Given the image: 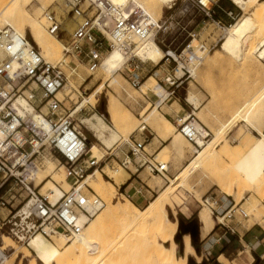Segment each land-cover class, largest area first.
<instances>
[{
	"label": "built area",
	"instance_id": "1",
	"mask_svg": "<svg viewBox=\"0 0 264 264\" xmlns=\"http://www.w3.org/2000/svg\"><path fill=\"white\" fill-rule=\"evenodd\" d=\"M178 1L167 10L172 12L176 8L184 14L185 8L189 7L203 20L217 18L219 25L223 22L218 18L216 8L234 22L242 16L238 10L221 8V0H181L177 6ZM59 8L60 13L48 11L45 14L48 32L59 36L65 17L73 19L77 28L65 46L66 58L56 64L45 60L39 47L27 35L14 29L0 30V208L11 204L5 196L12 189L1 193L12 182L23 191L20 205L14 212L9 210L7 216L0 215V264H4L10 255L11 247L4 240L6 236L24 246H29L37 235L50 241L62 236L69 241L82 231L81 214L92 217L86 209L90 198L84 190L88 187L81 184L100 169V162H95L92 141L78 124H74L72 110H67L64 99L58 96L70 83L71 74L78 69L68 62V58L76 57L78 63L93 74L101 67L104 56L118 49L127 56L122 71L133 88L140 89L148 78L153 77L170 91L167 101H180L178 92L186 83L189 85L195 80L206 53L217 46L210 48L202 41L193 45L194 35L181 50L165 43L166 39H160V35L179 25L174 13L155 23L140 7L115 0H62ZM150 38L162 52L157 63L144 61L138 55ZM20 98L27 102L29 109L20 104ZM199 125L195 116L179 125L183 136L196 148H200L199 140L207 143L211 138L210 132H199ZM149 142L148 138L143 141L130 138L125 141L129 146L128 153L120 158L117 151L108 157L115 155L112 161L126 169L133 164L138 170L148 168L151 173L166 178L168 169L147 151ZM46 157H57L72 185L70 192L56 204L51 203L48 195L41 194V184L37 185L38 173ZM14 199L16 194H10V200ZM217 203L205 200L213 215ZM99 204L95 198L92 205L97 207ZM232 211L226 212L224 217L231 219Z\"/></svg>",
	"mask_w": 264,
	"mask_h": 264
},
{
	"label": "rangeland",
	"instance_id": "2",
	"mask_svg": "<svg viewBox=\"0 0 264 264\" xmlns=\"http://www.w3.org/2000/svg\"><path fill=\"white\" fill-rule=\"evenodd\" d=\"M2 1L3 0H0V3H2ZM24 1L26 2V0ZM24 1H16L12 7L14 8L15 4L20 6L21 3V6L25 7L23 8V11L26 13L29 12L30 14H35L38 11L37 9L39 6H44L48 11H56L60 13L58 5L62 4V0H28L26 3ZM233 1L235 2V0H221L220 7L224 9L229 8L238 10V12L242 13V16L240 17L241 19L244 16L243 9L242 11L241 9H237ZM252 1L259 3L264 0ZM180 4L181 0L177 2V6ZM17 6L15 7L17 8ZM168 8V6L164 7V12L160 16L161 18L158 17V19L160 18L159 20H163L167 15L174 13V18L177 22H179V25L175 29L169 30L168 32H164L160 35V39H166L165 43L171 45L172 48L181 50L193 39L191 35H194V40L198 39L197 41L205 42L210 48H213L217 45L211 51L212 54L206 58L202 66L199 68L198 72L196 73L197 78L195 81L189 85L186 83L184 88L178 92V96L181 97V103L175 102V99L170 101L166 100L164 105H161L163 107L159 109L160 106L157 105L156 98L151 95H145L142 88H140V90L133 88L122 70L120 73L115 75V78L118 80V84L110 85L112 77L104 72L101 67L92 74L85 66L78 63L76 57L68 58V62L74 63L78 69L76 73L70 77V81L72 82H70L66 89H64L59 94V97L64 99L65 108L70 111L72 110V115V113L78 108L79 103L84 98L89 97L99 87H103L101 94L97 96V102L95 106L88 104L83 108V111L81 110L82 112L80 111L74 116V124L76 125H79V121L83 118H89L94 113L100 114L99 108L102 105V102L105 100L108 103V99L111 96H114L119 101L122 107V117L123 119H126V123L120 128H117L121 141L116 145V147L113 148V150L107 151V149H102L103 146L97 141L94 135L87 132L85 128H81L82 132L88 136L92 143L98 145L101 149L102 152H98L96 158L101 160L103 156H105V158H103V160L98 165L100 167L99 170L103 175V178L112 183L113 180L107 176L108 173H116L117 171L126 172V170L119 166L116 161H112L115 155H113L110 159L108 156H110L112 152L113 154H117L118 151L120 152L118 157L122 158L124 154L128 153L129 146L125 144V141H129L130 138L132 139L136 137L139 134L141 126L143 125L147 126V130L154 134V136H151L149 133V138L151 140L154 138L155 139L153 145L148 147L147 151L151 155H154L158 162L168 166L169 171L166 178L158 177L157 179H154L157 174H153L148 168H144L141 169V172L145 170L141 177L143 181L145 180L144 176L149 179H154L156 182L155 184H157L160 189H162L167 185L166 183H168L170 179H175L177 176H179L178 181L179 183L182 182V187L177 181V188H175L176 185L174 187L177 191L175 190L173 194L175 210L168 209V213L171 220L178 222V232L176 235V240L178 239V253L181 254L183 252L182 236L186 234L191 236L192 232L196 233L194 240L192 237L191 239L193 245H197V247L200 249V253H198L196 249L195 250L197 256L201 259V263H197V259L195 257H189L188 264H214L216 262H218V264H222L219 261L220 255H224V257L228 259V264H248V262L249 264H254L256 262L254 254L258 253H256L255 249L250 245V242H252L253 239L247 238L246 235H248V233L244 234V232L246 233V230L252 231L253 229H257V233L262 231L264 232V182L259 186L251 184L249 185L241 175L236 173L233 167L237 159L236 157L245 153L257 139V134H255L253 129L247 123L241 122L239 118H236V115L239 113V111L242 110L243 112L241 111L240 113L242 115L244 114L243 116H247L249 121L255 123V125L259 129L261 128V130L264 132V119H255L251 114H248L249 111L247 106L245 108L242 107L248 98L251 97V94L254 93L253 91H255L252 88L254 87L253 85H255V83H251V79L256 71L252 68H243L241 63L239 64L236 60H232V62L230 60L232 58H229V56L225 54L219 55L216 53V51H218L221 47L227 29L231 28L232 25H235L240 19L234 22L228 19L219 8H216L215 11L217 16L221 17V19H224V22L219 25L217 24V18H215V20H203L202 17H199L195 12L190 10L189 7L185 8L184 14H180L176 8L172 12H169L167 10ZM18 9L20 11V7ZM70 20L72 22H70ZM46 27L45 29H47ZM76 28L77 23L73 19L65 17L63 19L62 31L59 34V38L53 36L55 40L62 44L63 59H65L64 45L67 46L70 43ZM27 36L32 40L29 31ZM197 41H195V44ZM258 42V38L252 39L251 45L257 46ZM215 54V58L217 57V54L219 56L216 58V63L212 65L211 59L215 60L213 58L214 56L212 55ZM254 59L256 60H254L256 64L263 69L260 70V73H258L260 81L256 84L257 86L255 85V87L256 89H262V93L264 95V64L259 60L257 55L254 56ZM46 60L50 63H53L48 59ZM153 80V83L160 85L154 78ZM71 83H73L74 87L78 88V91H76L75 88L71 86ZM160 86L162 87V85ZM250 92L252 93L250 94ZM191 95H195L197 97V107H192L187 103V99ZM176 104H182L185 109L182 112H179V118L181 117L182 119L183 116L186 114H192V112L196 114V118L211 132L209 143H212V141L215 140L214 142L216 145V150H218H215L214 152L218 159L216 158L213 164L207 165L203 162H201L202 164L199 162L200 165L195 164L192 167V170H189V172L184 174L185 178L183 177L182 173L191 162L192 157L196 155L193 153L194 150L192 144H190V142L180 134L179 125L182 123L179 122V118L177 119V122H174V120H172L167 115L168 106L173 105L175 109ZM155 108H158V111L160 110L159 113L173 123L170 129L165 128V126L160 123V118V122H158L157 119V122L161 124L159 127L157 123L153 121V118L150 116V114ZM107 114L108 115H104V120L112 128H114V124L111 117L109 116L108 111ZM77 128L80 130L78 126ZM147 130L145 132H147ZM170 134H173V137H179L180 145H182V147L184 146L182 153L176 154L172 151L170 147V140L165 142L167 136ZM225 148L229 150V155H225L223 153ZM91 155L92 154L90 153L89 156ZM48 160L56 163L59 168L63 166L59 164L57 157H46L42 162L40 177L46 175L48 176L49 174L46 171V163ZM102 169L103 172H101ZM130 169L133 172L136 171V169L132 166ZM63 171V180L67 181L65 168ZM55 173L56 174L51 175L47 179L52 180L53 176H57L59 179L61 172L57 170ZM183 182L187 185L183 184ZM68 183L70 184V182ZM220 183H222L224 187L228 189L231 188L230 186L232 185V188L236 189L235 191L238 193H235L233 197L227 196L220 187V185H222ZM58 186L62 187V184L58 182ZM85 186L88 187L84 190L88 197L92 200H95L94 196L96 195L105 204V208H107V201L109 200H112L111 203L113 205H117L125 201L121 195L122 190L118 189L115 191L105 188L103 192L104 196L101 197L100 195L96 194L94 190L88 185ZM41 187L39 189L41 194H43L44 192L42 191ZM9 188L12 190L5 196V199L11 204L7 205V208H0V215H2V217L7 216L9 214V210L14 212V209L20 205V194L23 193L21 188L17 185H14L12 182V184L6 187V189L3 190L1 194L5 193ZM70 190L68 192H70ZM10 194H16V199L10 200ZM157 195L158 193L155 194V196ZM207 199H210L211 203H218L214 207L215 214L213 215L215 230L210 237L203 240L201 238V223L199 219V213L202 209H206L210 214V210H208L210 207L203 205V202H205ZM237 199L240 200L238 201ZM126 201L130 200L127 199ZM144 208H140L139 211L143 213L146 209ZM230 210H233V217L231 219L225 218V220L222 221L223 223H219L217 217L224 216L226 212ZM174 212L176 213L174 214ZM191 222L192 224H190ZM230 227H233L236 231L238 229V233H232ZM125 228V223L122 221H117L111 226L105 228L97 235L95 240V250H93L87 257L83 259L71 260L69 264H129L127 257L128 253L125 251L128 243L123 239ZM51 243L53 242H48V244ZM9 245L12 246V248L13 246L19 248L18 258L15 264H29V261L32 258H24V255L20 254V251H24L27 247L12 241ZM42 248L39 249L42 250ZM13 252L14 250L10 249L9 259ZM258 256L260 257L261 262H264V252L261 251L260 255L258 254ZM37 258L38 254L33 253V259L37 260Z\"/></svg>",
	"mask_w": 264,
	"mask_h": 264
},
{
	"label": "bare ground",
	"instance_id": "3",
	"mask_svg": "<svg viewBox=\"0 0 264 264\" xmlns=\"http://www.w3.org/2000/svg\"><path fill=\"white\" fill-rule=\"evenodd\" d=\"M16 1L18 0H3L2 3H0V30L14 29L23 35H27L29 31L33 43L37 47H39L45 60L48 59L53 63H58L59 61H61L64 58L62 54V44L55 40V38L53 37L55 36L59 38V36L52 34L50 35L48 30L45 29V27L47 26L45 14L48 12V10H46L44 6H39L37 9L38 11L35 14H30L29 12L26 13L25 11H23V8L25 7L21 6V3L20 6H17L15 4L17 8L15 6L14 8L12 7V5L16 3ZM115 1L120 4H133L136 7H140L150 16L151 20L156 23L161 18L160 16L164 12V7L168 6L170 8V5L176 0ZM214 1L217 2L218 0ZM26 2H28V0H26ZM234 4H236L239 9H243L244 16L235 25H232L231 28L227 29L221 47L218 51H216V53H218L219 55L225 54L229 56V58H232L230 59L231 61L236 60L239 64L241 63V66H243V68L254 69L256 73L252 76L251 83H255L256 85L260 81L258 73H260V70L263 69L256 64L254 56L257 55L259 60L264 64V1L257 3L252 0H235ZM19 7L20 11L18 9ZM59 7L60 5L58 6V8ZM158 17L160 18L158 19ZM70 22L72 21L70 20ZM255 38H258L259 42L257 46H252L251 40ZM197 40L198 39H195L193 41V45H196L198 43ZM195 41H197L196 44ZM211 54L212 53L208 51L205 55L204 61ZM218 54L217 57L219 56ZM138 55L144 61L152 60L156 63L162 58V52L152 38H150L143 44V47L139 50ZM212 56H214L213 58L215 60L211 59L213 62H211V64L214 65V63H216L217 57L215 58L216 54ZM126 61L127 56L118 49L109 51L106 56H104L101 68L110 77H112L110 85L118 84V80L115 78V75L117 73H120ZM194 77L196 79L197 74H195ZM152 80L153 78H149L141 85L140 88L143 89V93L145 95H151L156 98L157 105L161 106L166 102V100H168L170 91H168L164 86L162 87H164L165 89L162 88L160 86L161 84L158 85L156 83H153L154 80ZM67 85L62 88L61 92L66 89ZM255 85H253L254 87H252L255 91L251 90L254 93L251 94L252 92H250L251 97L248 95L250 98H248L246 102V99L244 98L245 104L243 106L241 104L240 105L243 108L247 106L249 113L247 111L246 112L248 114H251L255 119L260 120L264 119V95L262 93V89H256ZM71 86L74 87L73 83H71ZM74 88L76 91H78L77 87ZM102 90L103 87L101 86L97 90H95L89 97L84 98L79 103L78 108L72 113L71 118H74V116L81 110H83V108L88 104H90L91 106H95L97 102V96L101 94ZM19 102L29 109L25 100L20 98ZM187 103L192 107H197L198 99L195 95H191L190 97H188ZM172 109H174V107H172ZM175 110L176 112L182 110L179 104L175 105L174 111ZM107 111L112 119L114 128H112L104 120V117L98 113H94L89 118L81 119L79 121V127L86 128L87 130L91 131L97 141L103 146L102 149H107L108 151L113 150V148L120 143L121 138L117 128L123 126L126 123V119H123L122 107L119 101L114 96H111L108 99ZM241 111H239V113L236 115V118H239L241 122L247 123L253 129L255 134H257V139L245 153H243L241 156L236 157L237 159L234 163L233 168L235 169L236 173L241 175L247 181L249 185L251 184L259 186L264 182V132L261 130V128L259 129L255 125V123L249 121L247 116H243L244 114L242 115L240 113ZM150 116H152L153 121L157 123L158 127L161 124L168 129L172 127L171 122L159 113L158 108H155L151 112ZM194 116L196 117V114H194V112H192V114H186L182 119L179 120V122L183 124ZM159 118L161 119V122L159 121ZM157 119L161 124L157 122ZM146 128L147 126L143 125L141 126L140 130H146ZM198 130L202 134H205V131L210 132L201 122L198 126ZM180 134L181 136H183L181 131ZM173 136V134L167 136L165 142L170 140V147L172 151L176 154L182 153V149L184 146L182 147V145H180V139L178 136ZM214 141L215 140H213L212 143H209V140L207 143H203L199 140L198 144L200 148H196L193 146V153L196 156L192 157L191 162L182 173L184 178V174L189 172V170H192V167L195 164L198 165L199 162H203L209 165L215 162L217 157L216 154H214L216 150ZM92 152L94 157L96 158L98 152L101 153L102 151L98 145L93 144ZM223 153L225 155H229V150L225 148ZM104 157L105 156H103V158ZM103 158L101 160H98L96 158L95 162H101ZM46 167V171L49 174L48 176L46 175L40 177V169L38 173L37 185L41 184L42 187H40L44 192L43 194L48 195V198L52 204H56L64 196V194H66V192L72 189V185H70L66 180H63V169L65 168L64 166L59 168L56 163L48 160L46 163ZM166 168L168 169V166H166ZM57 170L61 172L59 179L57 176V178L53 176L52 180L47 179L51 175L56 174L55 172ZM101 172H103V170ZM107 176L111 180H113L114 183L105 180L103 178V175L100 173V170L96 169L95 172L91 173L89 177L81 184V186L88 185L94 190L96 194L103 197L105 188L116 191L117 188L114 184L116 183L117 185H120L128 178V174L125 171H117L116 173L110 172ZM178 178L179 176H177L175 179H170L168 186H165L166 188L160 193L158 198L152 201L143 213H141L139 209L130 201H126L127 199L124 196L123 200L125 201H123V203L113 205L111 203L112 200H109L107 201V208H105V204L95 195L94 197L100 201V204L99 206L94 207L92 205L93 200H89V203L86 205V209L91 213L92 217L89 218L85 214H81L80 223L82 226V231L74 239L68 241L64 237L58 236L53 237L52 241H50L46 240L40 235H37L36 237L32 238L29 246H25L27 248L24 251H20V254H23L24 258H32L29 261V264H69L71 260H79L87 257L96 248L95 240L97 238V235L105 228L111 226L113 223L122 221L125 223L126 227L124 229L123 239L128 243L125 251H127L128 253L127 257L129 260V264H188L189 257H195L197 259V263H201V259L197 256L191 236L189 234H186L182 237L183 252L181 254L178 253V243L176 242L178 222L171 220L168 213L169 208L174 209V205L171 201V196L174 194L176 190L175 188H177L176 182L178 181ZM58 182L62 184V187L58 186ZM184 182L183 184H186ZM179 184H181L182 187V182ZM220 187L229 197H233L235 193H238L235 191L236 189L232 188V185L229 189L224 187L223 184L220 185ZM203 205L207 206L205 202ZM208 210H210V214L206 209H202L199 214V219L202 225L201 238L203 240H205L210 235L215 225L212 210L210 208H208ZM175 213L176 212H174V214ZM217 220L219 221V223H223L222 221L225 220V217H217ZM4 240L7 246H10L9 244L11 241L15 242L9 236H6ZM49 241L53 243L48 244ZM10 247L11 250H14V252L11 255L10 259L8 258L4 264H15L18 258L19 248H16L14 246L13 248L12 246ZM39 248H42V250ZM33 253L38 254L37 260L33 259ZM219 261L222 264H228V259L224 257V255L219 256Z\"/></svg>",
	"mask_w": 264,
	"mask_h": 264
},
{
	"label": "crops",
	"instance_id": "4",
	"mask_svg": "<svg viewBox=\"0 0 264 264\" xmlns=\"http://www.w3.org/2000/svg\"><path fill=\"white\" fill-rule=\"evenodd\" d=\"M234 3V1H233ZM229 9V8H228ZM222 22H224V19H221V17H218ZM175 102H179L181 103V100L180 101H175ZM174 102V103H175ZM173 103V105H174ZM164 105V104H163ZM173 105L168 106V112H167V115L168 117H170L172 120H174V122H177V119L179 118V112H182L184 109L183 105L182 104H179L180 107H181V111H177L176 110L174 111V109H172ZM163 106H160L159 109H161ZM171 111V112H170ZM160 112V110H159ZM181 119V117L179 118V120ZM169 120V119H168ZM170 121V120H169ZM171 122V121H170ZM172 123V122H171ZM173 125V123H172ZM147 130V128H146ZM145 130V131H146ZM139 132V134L134 137L135 139L139 140V141H143L145 140L146 138H148L150 140V142L147 144V148L152 146L153 143H154V139H150L149 138V133L151 136H154V134L147 130V132ZM256 138V137H255ZM153 141V142H152ZM134 167L136 169L135 172H133L130 167ZM105 169V168H104ZM127 174H128V178L127 180H125V182H122L120 185H117L116 183L114 184L117 188V190H122V193L121 195L126 197L128 200H130V202L132 204H134L138 209H142L144 208L145 206L147 207L152 201L156 200L158 198V196L160 195V193L168 186L169 184V181L168 183H166V187L162 188V190L160 189V187L155 184L156 182L154 181V179H157L159 176L157 175L156 177H154V179H149L147 178L146 176H144V181L141 177L142 174H144V171L143 170L141 172V169L138 170L137 167H135L133 164H131L127 169H125ZM160 178V177H159ZM162 178V177H161ZM114 183V182H113ZM155 186V188H154ZM158 193L157 196H155V194ZM155 196V197H154ZM173 198H174V195L171 196V201L174 205V208H175V202L173 201ZM204 204V202H203ZM145 207V208H146ZM144 208V209H145ZM171 209V208H169ZM202 211V210H201ZM200 214V213H199ZM201 223V222H200ZM238 226V225H237ZM228 227V226H227ZM202 230V225H201V228H200V231ZM215 230V225H214V228L212 230V232L210 233V235L208 237H210L212 235V233L214 232ZM230 230L232 233H236L238 231L234 230V228L230 227ZM257 229H253L252 231L251 230H246V233L244 232V234H247V238H252L253 241L250 242V245L255 249L256 253H258L260 255L261 251L264 252V232H256ZM238 233V232H237ZM231 236V235H230ZM207 237V238H208ZM206 238V239H207ZM257 254V255H258Z\"/></svg>",
	"mask_w": 264,
	"mask_h": 264
},
{
	"label": "trees",
	"instance_id": "5",
	"mask_svg": "<svg viewBox=\"0 0 264 264\" xmlns=\"http://www.w3.org/2000/svg\"><path fill=\"white\" fill-rule=\"evenodd\" d=\"M99 113L101 115H108L107 114V102L105 100L102 102V105L99 108ZM190 224H192V222ZM194 247L197 250V252L200 253V249L197 247V245H194ZM254 257L256 259V262L254 264H264V262H261L260 257L257 254H254ZM214 264H218V262Z\"/></svg>",
	"mask_w": 264,
	"mask_h": 264
},
{
	"label": "water",
	"instance_id": "6",
	"mask_svg": "<svg viewBox=\"0 0 264 264\" xmlns=\"http://www.w3.org/2000/svg\"><path fill=\"white\" fill-rule=\"evenodd\" d=\"M187 232H188V231H187ZM195 235H196V233H194V232L191 233V237L193 238V240H194ZM182 237H183V236H182ZM176 242H178V239L176 240Z\"/></svg>",
	"mask_w": 264,
	"mask_h": 264
}]
</instances>
